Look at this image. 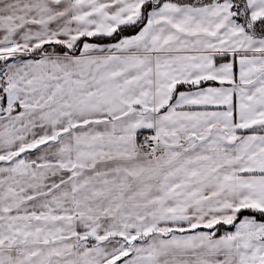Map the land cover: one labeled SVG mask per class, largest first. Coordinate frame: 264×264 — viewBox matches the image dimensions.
<instances>
[{
  "label": "snow or ice",
  "instance_id": "1",
  "mask_svg": "<svg viewBox=\"0 0 264 264\" xmlns=\"http://www.w3.org/2000/svg\"><path fill=\"white\" fill-rule=\"evenodd\" d=\"M0 264H264V0H0Z\"/></svg>",
  "mask_w": 264,
  "mask_h": 264
}]
</instances>
